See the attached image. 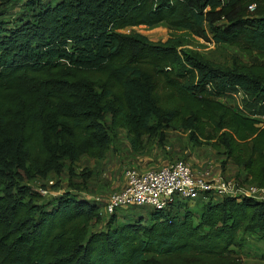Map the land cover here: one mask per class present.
<instances>
[{
    "label": "trees",
    "instance_id": "obj_1",
    "mask_svg": "<svg viewBox=\"0 0 264 264\" xmlns=\"http://www.w3.org/2000/svg\"><path fill=\"white\" fill-rule=\"evenodd\" d=\"M159 24L248 61L206 60L184 36L123 32ZM234 91L249 113L219 100ZM259 117L264 0H0V264H264V247L257 262L241 258L250 240L264 244L263 201L175 196L161 211L103 216L105 199L72 182L81 158L104 159L111 132L140 152L144 138L174 131L264 188ZM66 170L74 191L45 200L29 185Z\"/></svg>",
    "mask_w": 264,
    "mask_h": 264
},
{
    "label": "rangeland",
    "instance_id": "obj_2",
    "mask_svg": "<svg viewBox=\"0 0 264 264\" xmlns=\"http://www.w3.org/2000/svg\"><path fill=\"white\" fill-rule=\"evenodd\" d=\"M123 32L139 33L153 42H164L169 37L184 36V47L198 53L206 60L229 65L231 58L236 56L244 61H248V58L239 54L234 47L215 45L203 38L193 34H185L181 31L173 32L164 24L151 28L143 26L128 28ZM245 99L241 92L234 91L219 100L249 113L251 109L250 107H246ZM259 119L264 121L263 117H259ZM111 135L114 140L103 160L96 161L89 157H83L72 166L74 172L72 182L82 185L81 191L71 189L68 182L69 173L67 170L61 177L51 176L47 180L37 179L29 183L30 187L38 191L45 200L61 195L66 191L78 192L84 198L106 199L109 194L121 188L123 182L122 174L125 169H135L138 171L156 170L167 164L183 161L193 170L207 168L213 174H220L228 180H234L237 172L236 167L225 160V157L217 154L210 144L205 142H201L196 146L191 144L187 133L168 131L164 134L163 139L157 136L152 142H150L152 139L146 140L144 138V146L140 152H135L130 148L125 131L116 130L111 132ZM81 174L84 175L81 176ZM147 210L135 208L132 211L134 214L145 217ZM120 212H125V210ZM101 214L103 215V209H101ZM103 219H107V217ZM101 227L102 224L97 229ZM263 247L264 244L250 240L241 258L247 263L257 262V249Z\"/></svg>",
    "mask_w": 264,
    "mask_h": 264
},
{
    "label": "built area",
    "instance_id": "obj_3",
    "mask_svg": "<svg viewBox=\"0 0 264 264\" xmlns=\"http://www.w3.org/2000/svg\"><path fill=\"white\" fill-rule=\"evenodd\" d=\"M254 5L249 7L253 11ZM122 185L109 194L103 205L105 214L130 207L164 210L177 196L194 201L200 196L252 198L264 202V188L228 180L211 170H193L187 163L176 161L156 170L125 169Z\"/></svg>",
    "mask_w": 264,
    "mask_h": 264
}]
</instances>
